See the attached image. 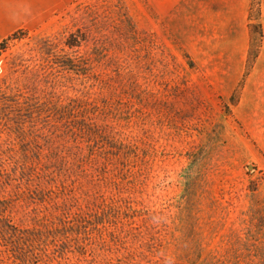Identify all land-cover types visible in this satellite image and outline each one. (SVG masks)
<instances>
[{
	"label": "rangeland",
	"instance_id": "rangeland-1",
	"mask_svg": "<svg viewBox=\"0 0 264 264\" xmlns=\"http://www.w3.org/2000/svg\"><path fill=\"white\" fill-rule=\"evenodd\" d=\"M258 6L41 0L0 41V264H264Z\"/></svg>",
	"mask_w": 264,
	"mask_h": 264
},
{
	"label": "crops",
	"instance_id": "crops-1",
	"mask_svg": "<svg viewBox=\"0 0 264 264\" xmlns=\"http://www.w3.org/2000/svg\"><path fill=\"white\" fill-rule=\"evenodd\" d=\"M41 12V0H0V41L34 20Z\"/></svg>",
	"mask_w": 264,
	"mask_h": 264
},
{
	"label": "trees",
	"instance_id": "trees-1",
	"mask_svg": "<svg viewBox=\"0 0 264 264\" xmlns=\"http://www.w3.org/2000/svg\"><path fill=\"white\" fill-rule=\"evenodd\" d=\"M250 3L253 6H255V10L253 8L250 9L249 11V28L251 33H259L260 37L262 36V29H261V23L258 22V17L260 15V9H259V4H260V0H250ZM258 6V7H257ZM258 44H254L253 42L250 43V48L252 47V49H255V46ZM251 53V51H250Z\"/></svg>",
	"mask_w": 264,
	"mask_h": 264
}]
</instances>
